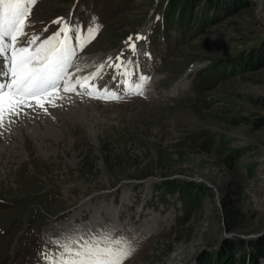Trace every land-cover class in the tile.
<instances>
[{"label":"rangeland","instance_id":"1","mask_svg":"<svg viewBox=\"0 0 264 264\" xmlns=\"http://www.w3.org/2000/svg\"><path fill=\"white\" fill-rule=\"evenodd\" d=\"M244 1L195 38L151 42L146 27L162 10L155 0H38L21 43L51 36L57 18L81 36L99 26L77 48L70 82L103 64L88 84L121 99L61 85L55 106L24 107L0 127V264H47L63 243L104 235L134 249L124 264H194L230 243L240 263L248 249L240 242L264 234V0ZM251 49L263 58L258 69L207 75ZM120 62L129 76L109 66ZM141 77L143 94H133ZM167 181L203 185L190 217Z\"/></svg>","mask_w":264,"mask_h":264},{"label":"snow or ice","instance_id":"2","mask_svg":"<svg viewBox=\"0 0 264 264\" xmlns=\"http://www.w3.org/2000/svg\"><path fill=\"white\" fill-rule=\"evenodd\" d=\"M37 3L38 0H0V77L6 78L0 82V127L11 116L19 115L24 107L44 109L45 103L55 106V94L61 85L64 92L75 91L79 84L90 89L87 94L96 99H121L107 88L100 90L88 84L90 79L99 76L103 64L91 77L78 79L75 84L70 82L68 69L77 55V48L82 50L89 44L99 31V26L88 27L87 35L81 36L78 28H73L64 18H57L52 23L60 27L51 36L37 43L40 37L33 35L26 43H21L20 37L27 35L24 30L28 26L31 8ZM73 32L76 33V47L70 42ZM136 39L143 37L137 36ZM130 48L135 52L136 45L132 43ZM116 59L119 61L120 57ZM109 66L117 70L124 68L122 74L125 77L130 75L122 62L110 63ZM146 79L140 78L141 82L135 86L133 94H143ZM100 92L102 94H96ZM62 250L58 256L45 255L47 264H124L134 249L125 239L104 235L65 242Z\"/></svg>","mask_w":264,"mask_h":264},{"label":"trees","instance_id":"3","mask_svg":"<svg viewBox=\"0 0 264 264\" xmlns=\"http://www.w3.org/2000/svg\"><path fill=\"white\" fill-rule=\"evenodd\" d=\"M117 1L116 5L119 7L123 4L132 3L131 0ZM95 3L97 0H94L93 6L96 5ZM159 3L160 0H155V5ZM160 5L161 13L155 20L149 35L151 42L158 41L160 36L166 42L171 39L176 41L195 38L204 34L211 25L236 13L241 7L248 4L244 0H162ZM251 50L247 54L246 52H239L232 57L216 61L214 67L209 68L207 75L216 81L226 69H235L236 71L258 69L263 63V58L260 50ZM206 82L208 84L205 85L209 86L210 80L206 78ZM231 158L232 155L228 156V161H231ZM202 186L195 182L186 181H167L162 184L165 191L180 194L185 209H189L186 212L187 217H190L194 209L201 206L200 195L204 193ZM188 212L191 214H187ZM232 244H225L215 254H207L206 256L204 253L201 254L194 264H234L236 248L232 247ZM241 244H246L248 249L245 252L240 250L242 253L239 264H259V260L264 258V234L257 239L240 242Z\"/></svg>","mask_w":264,"mask_h":264},{"label":"bare ground","instance_id":"4","mask_svg":"<svg viewBox=\"0 0 264 264\" xmlns=\"http://www.w3.org/2000/svg\"><path fill=\"white\" fill-rule=\"evenodd\" d=\"M79 63H80V62H79ZM80 64H81V63H80ZM80 64H79V65H80ZM78 69H81V68H78ZM77 72H78V71H77ZM77 72H73L72 74H74V73H75V74H78ZM0 82H3V79H2L1 77H0ZM72 83H73V82H72ZM84 199H85V198L81 199V202H82ZM83 203H84V202H83Z\"/></svg>","mask_w":264,"mask_h":264}]
</instances>
